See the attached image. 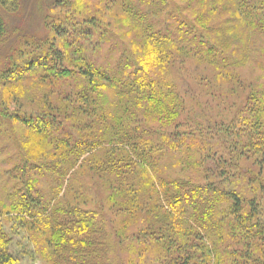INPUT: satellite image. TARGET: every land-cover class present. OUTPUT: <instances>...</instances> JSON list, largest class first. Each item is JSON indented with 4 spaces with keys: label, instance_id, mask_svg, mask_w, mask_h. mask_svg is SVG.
Wrapping results in <instances>:
<instances>
[{
    "label": "rangeland",
    "instance_id": "obj_1",
    "mask_svg": "<svg viewBox=\"0 0 264 264\" xmlns=\"http://www.w3.org/2000/svg\"><path fill=\"white\" fill-rule=\"evenodd\" d=\"M58 1L62 3L57 4ZM192 8L197 6L195 3L189 6V0H19L17 14L7 17L11 37L8 48L0 53V67L10 57L14 64H24L29 58L42 60L45 55L49 62L60 54L65 61L60 62L57 57L59 63L55 68L61 72L58 69L63 65L71 71L73 62L68 60L78 59L73 50L79 44L87 63L132 81L134 68H123V62L145 56L150 43L172 42L165 51L166 64L150 69L149 78L162 85L165 98L172 92L169 86H173V96H178L183 110L178 120L179 130L189 132L197 125L205 128V142L213 149L211 155L215 152V160L222 159L219 170L229 175V182L238 187L246 203L250 207L253 203L258 212L246 224L249 230L246 233L237 229L232 216L225 217L229 204H218L217 219H226V223L219 237L205 240V250L212 252L211 264H264L260 236L264 229V156L245 148L251 144L256 147L255 100L251 97L264 87V35L242 30V42L251 41L249 51L240 46L233 56L230 52L226 68L221 72L198 65L189 58V35L180 40L177 31L181 23L189 25ZM226 21L227 16L219 14L211 20V26L218 28ZM177 44L187 54L178 53L173 47ZM231 62L236 65L231 66ZM219 73L225 79L233 74V82L221 80ZM50 74L47 69L35 67L24 79L0 88V98L9 116L17 113L22 119L57 118L56 129L47 140L40 139L14 118H0V225L11 241L10 253L18 264H167L170 251L147 232L159 226L157 219L147 214L131 215L125 207L130 196L119 191L124 186L123 179L112 174L111 169L107 171L110 164L105 163L106 159L111 153L118 156L121 146L112 147L116 143L111 140L114 137L111 121L104 122L102 113H95L94 108L100 100L104 110L108 108L113 115L125 119L129 114H124L117 90L103 84L97 86L77 72L68 78H53ZM93 88H102L99 95L96 92L89 98H81ZM240 116L250 121L246 127L241 125ZM162 122L147 117L140 109L135 111L129 126L133 130L141 126L153 133L166 132L172 137L173 126ZM158 134H153L154 141L161 146L163 142ZM69 140L76 142L74 145L83 142L101 146L84 149L82 159L71 156L63 161L61 154L69 149L62 143ZM198 160L197 150L188 148L187 143L178 151L164 145L153 162L154 180L203 186L221 184L210 174L215 161L209 159L199 166ZM28 180L36 181L32 196L45 204L49 213L43 218L46 223L33 224L31 232L27 224L34 220L19 209L28 192ZM141 202L165 205L162 195L152 189L141 194ZM73 208L95 213L94 229L74 239L84 250L82 260L57 255L48 229L54 219L62 223L74 219L59 213ZM189 212L184 217L188 223Z\"/></svg>",
    "mask_w": 264,
    "mask_h": 264
},
{
    "label": "trees",
    "instance_id": "obj_2",
    "mask_svg": "<svg viewBox=\"0 0 264 264\" xmlns=\"http://www.w3.org/2000/svg\"><path fill=\"white\" fill-rule=\"evenodd\" d=\"M56 3L60 4L62 2L58 1ZM193 3L196 4L197 8H192L193 14L189 16V25L181 23L177 31L180 33V40H184L185 36L189 35V58L194 59L198 65L211 66L221 72L222 69L226 68L225 63H228L227 58L230 59V52L233 56L236 49H241V47L249 51L251 41L242 42V30L260 32L264 35V0H189V6ZM18 7L19 0H0V53L8 48L9 37H11L7 17L17 14ZM219 14L226 15L227 21L218 28H214L211 26V20ZM150 35H147V37L152 38ZM215 35L221 38L216 39L214 38ZM81 37L79 35V39ZM223 38H225L224 41H222ZM171 44L172 42L168 40L150 43L145 56L138 57L134 62L131 59L123 62V68L127 66L134 68L132 72L134 79L132 81H125L120 77L121 74L112 76L96 68L91 63H87V60L81 55L84 52L83 47H80L79 44L73 50V52H77L78 59L68 60L73 62L71 71L67 68L64 69L63 65L61 69H58L61 72L57 71V63L59 61L64 63L65 61L62 56L60 57V54L57 55L59 61L54 55L48 62L49 57L45 55L42 60L29 58L24 61V64L23 62L14 64L13 57H10L0 67V88L8 83L24 79L35 67L47 69L52 73L50 75L53 78H68L74 76L77 72L82 77L90 79L91 83L97 86L103 84V86L114 87L112 89L117 90L120 103L123 102L124 114L128 113L129 115L124 119L122 116L113 115L108 108L104 110L100 100L95 104V113L101 112V118L104 122L111 121L112 131H114V137L111 140L116 143L115 146L111 144L112 147L118 146L117 144L121 146L118 156L111 153L109 158L106 159L105 163L110 164V167L108 170H104L110 171L111 169L112 174L123 179L122 185L124 186H121L119 191L130 196L125 207L131 215L139 217L147 214L153 215L157 219L159 226L147 232L150 233L154 241L161 243V247L170 251L169 258H171L167 264H211L212 252L208 249L205 250V240H209V237L213 236L219 237L222 234V225L226 223V219H217V205L221 203L229 204V211L226 212L225 217L232 216L235 224L238 225L237 229H241L246 233L249 232L245 227L246 224L250 222L254 214L257 216L256 213L258 212H256L257 208L253 203L251 207L250 204L246 203L247 201L242 192L238 191V187L229 182V175L225 171L219 170L220 166L218 164L222 162V159L215 160V152L211 155L213 149L205 142L207 139L205 128L201 129V126L197 125L194 130L191 129L189 132L179 130L178 120L183 110L182 103L180 104L178 101V96H173V86L168 85L169 90L172 92L168 98H165L162 94V85L149 78L150 69L166 64L165 51ZM69 46L71 47V45ZM173 47L178 53L187 54L185 48L181 45L177 44ZM18 52L17 54H21ZM235 65L234 62H231V66ZM232 75L225 79L222 73L218 74L221 80L228 82H233ZM260 88L263 89L252 94L251 97L255 100L254 120L256 119V123L253 125L256 127V147L251 144L245 146V148L248 151L253 149L255 155L264 156V87ZM101 89L93 88V90L86 91L81 95V98H89L91 94L94 95L96 92L99 95ZM3 104L6 106L0 98V118H14L35 132V135L42 140H47L49 136L53 135L57 124L56 117L37 116L22 119L17 113L15 116H9V110ZM140 109H143L147 117L163 121L162 123L165 126H173V131L170 132L172 137L167 136L169 133L166 132L158 134L157 132L153 133L151 129H141V126L137 130L131 129L129 125L132 123L135 111ZM189 112H191V109H189ZM240 118L241 122H239L246 127V123L250 121L242 118V116ZM120 131L123 134H119ZM136 133H138L137 136ZM153 134H158V138L162 140L163 145L157 146ZM189 141H192V143L189 144ZM186 143L188 148L191 146V148L197 150L199 160L196 165L202 166L209 159L215 161L216 166L211 171L212 173L209 170L205 171L207 173L209 171L211 176L218 180V183L222 182L221 184L208 183L203 186L178 181L169 183L162 181V179L154 180L153 162L157 155L163 151L164 145L171 147L173 151H178ZM74 144L76 142L70 140L62 143V146L69 149V152L61 154L63 161L71 156L82 159L85 155L84 149L89 150L93 146H101L100 143L95 145L84 144L83 142L80 145ZM51 171L52 169L49 170V172ZM35 183L36 181H27L28 192L25 194L24 203L19 206L22 213L34 220L32 224H27L28 232H31L33 224H45L46 221L43 218L45 213L49 214L43 206L45 204L32 196ZM222 184H224L223 187ZM151 189L152 192L155 191L162 195L165 205L150 206L141 202V194L147 193ZM123 205L121 204V206ZM188 211H190L189 223L184 218ZM59 213L63 217L73 216L74 219L67 220L66 223L59 220L55 222L54 219L49 224L48 229L51 233V243L55 253L61 256L80 257L82 260L84 250L77 246L78 241L76 242L74 239L94 229L95 213L80 208L63 209ZM75 219L76 221H74ZM185 224H188V226L185 227ZM262 226L264 228V220ZM260 236L264 246V229L261 230ZM10 243V239L0 225V264H18V261L10 253ZM174 256H177V258H174ZM215 257L217 262L218 258Z\"/></svg>",
    "mask_w": 264,
    "mask_h": 264
}]
</instances>
